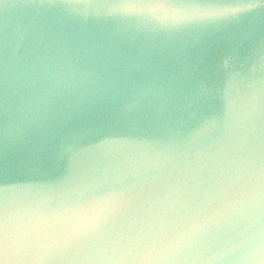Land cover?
<instances>
[{
	"label": "clouds",
	"instance_id": "1",
	"mask_svg": "<svg viewBox=\"0 0 264 264\" xmlns=\"http://www.w3.org/2000/svg\"><path fill=\"white\" fill-rule=\"evenodd\" d=\"M258 17L0 0V264H264ZM245 27L246 47L184 55Z\"/></svg>",
	"mask_w": 264,
	"mask_h": 264
},
{
	"label": "water",
	"instance_id": "2",
	"mask_svg": "<svg viewBox=\"0 0 264 264\" xmlns=\"http://www.w3.org/2000/svg\"><path fill=\"white\" fill-rule=\"evenodd\" d=\"M255 37L258 39L264 35V18L258 17L254 21ZM246 30H232L215 34H208L200 39L199 45L196 48H189L184 53L187 58H194L200 49H208L211 54H218L225 49L242 45L244 47L249 43V38H246L242 33ZM175 64V61H173Z\"/></svg>",
	"mask_w": 264,
	"mask_h": 264
}]
</instances>
